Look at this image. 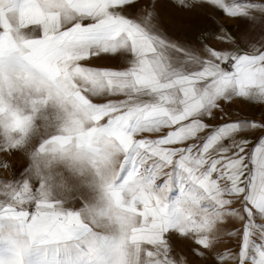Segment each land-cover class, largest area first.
Returning <instances> with one entry per match:
<instances>
[{"label": "snow or ice", "instance_id": "obj_1", "mask_svg": "<svg viewBox=\"0 0 264 264\" xmlns=\"http://www.w3.org/2000/svg\"><path fill=\"white\" fill-rule=\"evenodd\" d=\"M160 3L0 0V264H264V0Z\"/></svg>", "mask_w": 264, "mask_h": 264}, {"label": "rangeland", "instance_id": "obj_2", "mask_svg": "<svg viewBox=\"0 0 264 264\" xmlns=\"http://www.w3.org/2000/svg\"><path fill=\"white\" fill-rule=\"evenodd\" d=\"M157 12L158 17H193L192 24H189L190 21H187L184 24H189L190 28H195L196 31L208 28L212 22L210 17H214L215 20H217L219 17H226L222 12L208 6L196 8L195 10L176 8L171 3V0H161ZM167 23L168 25H173L169 19ZM239 106L244 112L248 113L249 115H253L254 119L258 121L264 119V116L261 115L262 112L264 113V105L244 104ZM256 114H259V116L257 117ZM0 159L7 160L10 164L9 169H0V176L5 179L18 178L22 174L19 170L25 168L28 164L25 154L20 151L12 152L10 155L0 154ZM174 244L177 252L185 251V248L181 242L174 241ZM221 247L224 246L221 245Z\"/></svg>", "mask_w": 264, "mask_h": 264}, {"label": "crops", "instance_id": "obj_3", "mask_svg": "<svg viewBox=\"0 0 264 264\" xmlns=\"http://www.w3.org/2000/svg\"><path fill=\"white\" fill-rule=\"evenodd\" d=\"M212 18H211L212 20L211 25L208 28H204L202 30H197V31L195 30V28H190L189 26V24L193 23V17H159V20L161 24L163 25V28L168 33L173 34L175 36L187 38L192 41H197L198 38L204 36V34L207 33L209 30H215L216 25L214 24ZM168 19L170 22H172L173 24L172 26L170 24L168 25L167 23ZM187 21H190V23L185 25L184 23ZM216 21L226 25L230 30H233L234 25L237 23V21L231 20L227 17H219ZM205 42H208V38L206 36H205ZM95 63L100 64V65L111 64V62L109 61H96ZM235 107H240V106L236 105ZM256 116L258 117L259 114H256Z\"/></svg>", "mask_w": 264, "mask_h": 264}, {"label": "bare ground", "instance_id": "obj_4", "mask_svg": "<svg viewBox=\"0 0 264 264\" xmlns=\"http://www.w3.org/2000/svg\"><path fill=\"white\" fill-rule=\"evenodd\" d=\"M1 175V174H0ZM0 178H2V176H0Z\"/></svg>", "mask_w": 264, "mask_h": 264}]
</instances>
